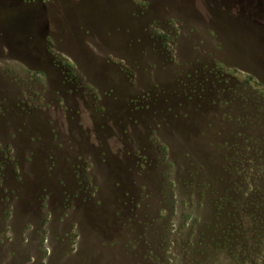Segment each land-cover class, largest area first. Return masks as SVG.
<instances>
[{"label":"rangeland","instance_id":"obj_1","mask_svg":"<svg viewBox=\"0 0 264 264\" xmlns=\"http://www.w3.org/2000/svg\"><path fill=\"white\" fill-rule=\"evenodd\" d=\"M0 264H264V0H0Z\"/></svg>","mask_w":264,"mask_h":264},{"label":"trees","instance_id":"obj_2","mask_svg":"<svg viewBox=\"0 0 264 264\" xmlns=\"http://www.w3.org/2000/svg\"><path fill=\"white\" fill-rule=\"evenodd\" d=\"M247 205H248V207H250V206H251V204H250V203H248V202H247ZM254 208H256V207L254 206ZM256 209H257V208H256Z\"/></svg>","mask_w":264,"mask_h":264}]
</instances>
